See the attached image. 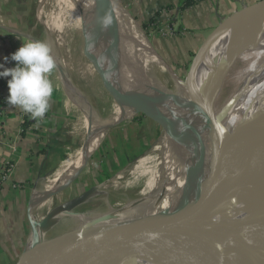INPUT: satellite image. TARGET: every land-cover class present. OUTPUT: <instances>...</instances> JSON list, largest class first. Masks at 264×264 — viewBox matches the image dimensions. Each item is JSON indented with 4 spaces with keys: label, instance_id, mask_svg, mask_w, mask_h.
<instances>
[{
    "label": "bare ground",
    "instance_id": "bare-ground-1",
    "mask_svg": "<svg viewBox=\"0 0 264 264\" xmlns=\"http://www.w3.org/2000/svg\"><path fill=\"white\" fill-rule=\"evenodd\" d=\"M82 1L85 14L96 31L93 21L102 25V20L107 19L110 23L105 27L122 39L111 44L107 50L100 42H96L97 37L96 43L91 40L98 46L97 54L94 51L96 66L104 75L118 105H110V109L102 114H97L93 109L91 114L84 116V140L88 136L92 137L84 158L83 150L81 151L80 146L76 147L73 155L43 182L42 190L35 194L36 210L40 211L47 203L46 200L40 202L41 199L63 186L66 178L73 174H70L71 169L77 165L78 160L80 165L77 166V170L81 166L83 169L88 163L97 146L112 128L114 124L111 123L112 116L118 119L132 115L138 108L145 107L150 112L151 109H156L158 112L151 113L159 116V112L163 113L166 118L165 125L157 143L145 155L139 157L133 167L136 174L135 182H128L126 186L132 187L131 190L137 189L133 197L129 199L127 196L117 204L109 203L106 209L98 213H70V224L66 228L50 229L43 232L39 238L30 239L27 250L43 242L53 241L66 232L85 227L105 215L114 217L107 221L105 226L114 228L118 234L124 236L140 234L153 225L164 211L188 197L199 176L208 172L210 167L208 151L214 145V140L208 134V107L198 96L186 93L183 84L177 92L174 86L171 89L162 81L165 69L150 51L140 27L113 0ZM76 18L83 28L82 11ZM50 25V28L53 27ZM51 34L47 35L45 41L47 44L50 42ZM104 35L108 40V36ZM247 43L252 46L244 49ZM236 49H241L240 54L225 78L216 102V116L232 136L252 129L264 114V10L255 18H251L249 23L229 25L218 34L202 59L198 79L206 70L211 77L220 69V64L224 66L231 59L232 52ZM111 54L136 60L135 65H123L127 75L119 72L128 79L133 97L138 103L130 104L126 100L113 79L109 66L104 65ZM232 79L234 87L226 93L227 102L219 107L220 100L224 98V88ZM187 120L191 123L187 124ZM211 155L213 160L214 155ZM223 161L225 183L221 197L236 203L223 214V217L230 219L249 210L264 208V165L245 155L241 148L236 149L234 154H226ZM123 171L97 186V189L108 191L112 184L116 185L120 176H124ZM161 185L165 186L166 194L160 200L158 189ZM127 218L136 220L130 223L122 221ZM161 249L166 257H172L178 264H209L219 256L237 251L235 248L226 251L215 244L196 239L170 241ZM229 264H245V261L242 256L234 254Z\"/></svg>",
    "mask_w": 264,
    "mask_h": 264
},
{
    "label": "water",
    "instance_id": "water-1",
    "mask_svg": "<svg viewBox=\"0 0 264 264\" xmlns=\"http://www.w3.org/2000/svg\"><path fill=\"white\" fill-rule=\"evenodd\" d=\"M113 1L125 10L140 27L153 56L167 67V70L163 71L164 75L172 81L176 79L182 81L185 92L198 96L201 102L208 107V134L214 140V145L208 151L211 159L209 170L199 176L188 197L164 211L153 225L140 234L135 236L118 234L114 228L105 226L107 221L114 219L113 216L107 215L85 227L66 232L53 241L43 242L30 250H27L26 246L13 264H178L172 257H166L161 247L170 241L183 239L208 242L226 251L231 248L237 250L235 253L219 256L209 264H229L234 254L242 256L245 264H264V208L249 210L230 219L223 217V214L236 204L235 201L221 197L225 183L224 156L234 154L235 150L230 132L216 116V102L222 84L236 62L241 49L234 50L231 59L224 66L219 63L220 69H217L211 77L208 76V70H206L198 79L202 59L218 34L229 25L249 23L251 18H255L264 10V0L244 7L221 22L195 54L184 79L175 70L174 65L160 53L130 8L118 0ZM78 4L83 15L82 33L87 40H91L88 33L90 20L85 14L84 3L81 0ZM32 39L37 41L34 37ZM112 43H115V40L112 34L108 33L106 50ZM251 46L252 44L247 43L244 49H249ZM117 58L116 56L107 60L106 65H115ZM91 111L85 114H91ZM141 112L149 115L145 111ZM151 112L158 111L151 109ZM159 114L164 117L163 113L159 112ZM156 120L164 125L160 120ZM186 122L191 123L188 120ZM91 142L92 137L88 136L81 144L80 149L84 152L83 158ZM211 154L214 155L213 160ZM244 154L264 165V124L258 122L253 127L249 133ZM78 165H80L79 160L77 165L71 169L70 174L77 171ZM78 177L71 178L66 186L39 201L48 202L56 195L67 191ZM96 189L97 186L92 187L68 200L63 205L64 211L74 213L73 210L86 201ZM36 203L34 194L27 208V218L32 228L31 239L34 240L43 233L47 222L46 218L39 222L35 218ZM133 220L136 219L127 218L122 221L130 223Z\"/></svg>",
    "mask_w": 264,
    "mask_h": 264
},
{
    "label": "crops",
    "instance_id": "crops-1",
    "mask_svg": "<svg viewBox=\"0 0 264 264\" xmlns=\"http://www.w3.org/2000/svg\"><path fill=\"white\" fill-rule=\"evenodd\" d=\"M119 1L128 6L141 23H151V18L160 11L154 20L156 24L163 26L173 22L175 28L178 25V34L156 31L154 39L149 36L169 62L180 66L192 62L205 39L221 22L260 0H197L183 10L184 0ZM168 5L170 7L166 8ZM29 10L28 0H0V64L4 67L16 65L15 61L10 58L5 61L4 57H10L22 42L33 41L35 33H31L33 28H29ZM117 57L119 63L131 65L123 59L127 57ZM8 79L10 77L0 78V170L4 165L10 168L9 177L0 189V264H13L30 241L29 200L42 190L43 182L73 155L83 126L80 119L84 122V115L72 108L74 100L68 95L64 97L57 82L49 75L54 87L49 111L43 119H36L24 130L23 111L7 103ZM144 122L143 118L131 117L107 133L93 153L99 169L111 172L131 163L148 145L150 131ZM80 178L72 185L77 190L84 185Z\"/></svg>",
    "mask_w": 264,
    "mask_h": 264
},
{
    "label": "rangeland",
    "instance_id": "rangeland-1",
    "mask_svg": "<svg viewBox=\"0 0 264 264\" xmlns=\"http://www.w3.org/2000/svg\"><path fill=\"white\" fill-rule=\"evenodd\" d=\"M28 1L30 4V10H29L30 27L29 26L28 27L30 29L33 28L31 30V33H35L34 38H36L37 41L45 42L47 41L48 33H52L51 39L49 40L50 41L49 45L51 47V54H53L56 60V68L53 70V72L50 75L52 76L53 80L57 82L58 89L61 90V94L64 95V97L69 96L72 100H74L75 104L72 103V108L80 115L85 116L86 112H89L93 109L97 114H102L110 109L111 107L110 105H114V106L118 105V103L113 99V95L107 86V83L104 79V75L100 72L99 68H97L96 66L97 64L95 63L96 60L95 56L97 54L98 46H96V44H93V42L91 41L93 39V41L95 42L97 37L98 41L96 42H100L102 46L104 45L103 46L104 48L106 44L105 42H107V37H105L104 34L108 36V33H111L115 40V43L119 42L120 40L117 34L104 26L102 27L101 24L93 21L97 31L104 34L101 33L98 34V32L90 24L88 27V33L90 34L91 40H87L82 33V26L76 20L78 14L81 13V9L79 7L77 0H28ZM39 8L41 9V11ZM73 9H75L76 12ZM52 20L54 21V23ZM74 20H76L77 22ZM153 23L156 24V22H152L150 23L151 26L145 28L148 34L152 37V39H154L156 35V34L154 35V32L156 31H159L162 34H169V35H175L178 34L179 32L178 25L175 28L173 22H170L169 25H163V26L159 23H157L154 26L152 25ZM49 25L53 27L50 28ZM54 25H57L59 29L57 26ZM95 33L97 36L95 35ZM101 41L103 42V44ZM94 51L96 52V54ZM113 56H119V55L111 54L109 56V59H113L114 58ZM123 59L129 61L131 65L136 64V60L132 58H123ZM116 64L117 65L109 66L108 69L113 79L119 86L120 92L130 104L138 103L133 97L134 94L132 92L130 83L127 81L128 79L121 74L123 73L127 75V70L123 65H128V64L119 63V58H117ZM190 64L191 62L180 66H177L175 64L173 65L175 67V70L184 79L189 71ZM104 65L107 67L105 63ZM161 79L171 89L174 86L177 92L180 91V88L183 83L182 81L177 79L172 81L168 79L164 75V73L162 74ZM233 87L234 86L232 79L229 81V83L226 84L224 88V98L220 100L219 107H221L222 104H225L227 102L226 101L227 99H225L227 95L226 93L229 91L230 88ZM143 109H145V107L138 108L132 115L122 116L121 118L118 119H116L117 118L116 116H112L111 123L114 124L112 128H110V130L118 126L122 121L127 120L133 116L138 118H143V120L146 121L144 122L146 129L149 128V130L147 131H150L148 132V136H149L148 145L143 147V149L138 152L137 156L134 157L132 161H130L131 162L130 164L126 165L125 167L113 169L111 172L103 171L99 169L97 162L96 160H94L92 155L89 162L83 167V169L81 168L82 167L81 166L72 175L67 177L66 180L64 181L63 186L61 187L63 188L64 186H66L71 180V178L80 176L81 177L80 181H82L81 183H83L84 185L79 190L71 186L67 191L49 200L40 211H37L36 208H34V216L38 220V222L42 221L44 218L47 219V222L42 232H46L50 229L61 230L66 228L70 224L71 214L64 211L63 205L68 200L84 192L85 190L99 186L103 182L105 183L106 181L113 178L117 173H119L122 170H124L123 171L124 176H120L118 178L116 185L115 183L112 184V186L109 187V190L106 192L96 189L89 195L86 201H84L81 205L77 206L73 210V212L89 213V214L98 213L106 209L109 203L117 204L118 202H121L123 199L127 198V196L130 199L131 197H133L134 194L137 193L136 188L134 190H131L132 187L126 188L128 182H135L136 174L133 172V167L136 161L138 160V158L145 155L157 143L158 138L162 134V130L165 125V119H166L165 117H160L156 113L155 114L151 113L150 110L148 114L151 116H149L141 112ZM261 118L262 119L258 120V122L264 123V114ZM156 119L160 120L162 123H164V125L159 124ZM83 123L84 122L80 119L81 126L83 125ZM252 129H249L245 132H239L237 134L235 133L233 136L231 135L233 140L234 150L239 148H241L242 150L245 149L249 133L251 132ZM80 130L81 131L79 132L80 136L77 141V147L81 146L85 138V135H83L84 132L83 126L81 127ZM75 149L76 147L73 148V152ZM107 174L109 176H107ZM158 192H159L158 198H160L161 200L166 194L165 186L161 185L158 189ZM107 201L109 202L107 203Z\"/></svg>",
    "mask_w": 264,
    "mask_h": 264
},
{
    "label": "clouds",
    "instance_id": "clouds-1",
    "mask_svg": "<svg viewBox=\"0 0 264 264\" xmlns=\"http://www.w3.org/2000/svg\"><path fill=\"white\" fill-rule=\"evenodd\" d=\"M109 20H102V27ZM16 62L15 67L7 68L0 64V78L10 77L7 81V103L19 107L31 118L43 119L50 108V98L54 87L49 75L56 68V60L51 54V47L44 41H27L10 57H4Z\"/></svg>",
    "mask_w": 264,
    "mask_h": 264
},
{
    "label": "trees",
    "instance_id": "trees-1",
    "mask_svg": "<svg viewBox=\"0 0 264 264\" xmlns=\"http://www.w3.org/2000/svg\"><path fill=\"white\" fill-rule=\"evenodd\" d=\"M197 0H184L182 2V6H181V10L187 8L188 6H190L191 4H193L194 2H196ZM170 6L168 5L166 8H169ZM160 14V11H157L155 13V15L151 18V23L154 22V20L156 19V17ZM149 23L150 22H144L142 23L144 28H148L149 27ZM142 111H145L146 113H149V109L145 108ZM36 122V119L34 120L33 118L26 116L24 121H23V126H24V130H27L30 126H32L33 123ZM107 176H109L107 174Z\"/></svg>",
    "mask_w": 264,
    "mask_h": 264
},
{
    "label": "built area",
    "instance_id": "built-area-1",
    "mask_svg": "<svg viewBox=\"0 0 264 264\" xmlns=\"http://www.w3.org/2000/svg\"><path fill=\"white\" fill-rule=\"evenodd\" d=\"M152 25L155 26L156 24L153 23ZM22 115H23V118L26 117V116L31 117L29 114H26L24 112L22 113ZM9 174H10V168L7 167L6 165H4L2 167V170H0V189H1L2 185H3V183L8 179Z\"/></svg>",
    "mask_w": 264,
    "mask_h": 264
}]
</instances>
